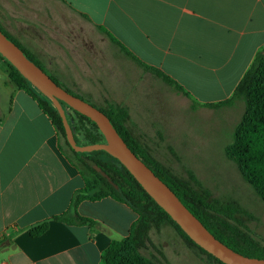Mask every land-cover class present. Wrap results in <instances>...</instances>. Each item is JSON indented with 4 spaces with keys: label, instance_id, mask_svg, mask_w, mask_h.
<instances>
[{
    "label": "crops",
    "instance_id": "0c3cea01",
    "mask_svg": "<svg viewBox=\"0 0 264 264\" xmlns=\"http://www.w3.org/2000/svg\"><path fill=\"white\" fill-rule=\"evenodd\" d=\"M0 26L64 86L112 70L105 47L123 54L101 27L197 102H217L264 44V0H0ZM82 186L50 118L9 81L0 59V264H100L137 214L106 197L78 204L91 226L50 219ZM46 219L44 232L29 233Z\"/></svg>",
    "mask_w": 264,
    "mask_h": 264
},
{
    "label": "trees",
    "instance_id": "16d2710c",
    "mask_svg": "<svg viewBox=\"0 0 264 264\" xmlns=\"http://www.w3.org/2000/svg\"><path fill=\"white\" fill-rule=\"evenodd\" d=\"M99 29L130 61L161 80L176 93L186 97L191 107L217 109L241 102L243 109L234 126L230 142L224 146V154L234 163L242 178L264 204V44L256 51L250 65L228 98L217 102L200 103L194 100L172 77L161 69L143 62L104 28L99 27ZM0 30L26 52L1 26ZM26 54L40 67V64L28 52ZM0 59H3L1 55ZM3 60L9 66V81L35 99L50 118L57 131L59 149L69 164L78 171L83 181V186L73 192L67 209L50 219L70 226H91L93 220L79 214L78 204L85 200L96 201L110 197L128 205L137 214V218L125 237L112 240L102 251L100 264H159L143 255L141 249L149 243V231L159 230L162 226L173 227L187 245L200 250L213 262L224 264L192 241L116 158L102 149L75 151L66 139L62 120L51 101L33 87L8 60ZM52 79L69 93L74 94L58 80ZM63 106L77 144L105 141L92 120L65 104ZM96 107L110 119L127 146L169 185L180 201L208 231L243 255L264 258V244L249 234L246 225L249 213L237 202L223 201L213 197L191 171H187L186 178L178 176L151 156L147 147L130 131L127 125L130 117L126 107L110 100H105L102 106ZM68 109L71 113L67 111ZM50 219L31 225L28 228L29 233L33 236L41 234L47 229Z\"/></svg>",
    "mask_w": 264,
    "mask_h": 264
},
{
    "label": "rangeland",
    "instance_id": "374dc122",
    "mask_svg": "<svg viewBox=\"0 0 264 264\" xmlns=\"http://www.w3.org/2000/svg\"><path fill=\"white\" fill-rule=\"evenodd\" d=\"M106 51L112 70L101 80H65V87L95 106L110 100L126 107L130 131L151 156L178 176L186 178L191 171L213 197L237 202L249 213V234L264 244V204L224 154L243 109L241 102L217 109L193 108L186 97L119 51L111 56ZM141 252L159 264H218L187 245L171 226L150 230L149 243Z\"/></svg>",
    "mask_w": 264,
    "mask_h": 264
},
{
    "label": "water",
    "instance_id": "95a60500",
    "mask_svg": "<svg viewBox=\"0 0 264 264\" xmlns=\"http://www.w3.org/2000/svg\"><path fill=\"white\" fill-rule=\"evenodd\" d=\"M0 55L16 68L26 80L56 108L65 136L75 151L102 149L133 175L146 193L161 206L186 235L202 249L224 264H264V258L243 255L217 239L203 223L180 201L169 185L160 179L125 143L110 119L96 106L69 93L57 84L41 67L0 30ZM63 104L92 120L104 136V142L77 144Z\"/></svg>",
    "mask_w": 264,
    "mask_h": 264
}]
</instances>
